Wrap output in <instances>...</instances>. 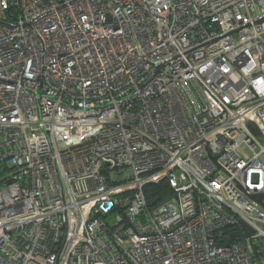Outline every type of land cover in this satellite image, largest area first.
<instances>
[{
  "label": "built area",
  "instance_id": "2783aa9c",
  "mask_svg": "<svg viewBox=\"0 0 264 264\" xmlns=\"http://www.w3.org/2000/svg\"><path fill=\"white\" fill-rule=\"evenodd\" d=\"M5 164L0 264H264V0H0Z\"/></svg>",
  "mask_w": 264,
  "mask_h": 264
},
{
  "label": "trees",
  "instance_id": "16d2710c",
  "mask_svg": "<svg viewBox=\"0 0 264 264\" xmlns=\"http://www.w3.org/2000/svg\"><path fill=\"white\" fill-rule=\"evenodd\" d=\"M0 168L3 169L0 176H3L4 173L8 170V165H2ZM145 197L150 204L161 202L165 200L170 195V190L168 184L165 181L157 184V185H149L144 188Z\"/></svg>",
  "mask_w": 264,
  "mask_h": 264
},
{
  "label": "water",
  "instance_id": "95a60500",
  "mask_svg": "<svg viewBox=\"0 0 264 264\" xmlns=\"http://www.w3.org/2000/svg\"><path fill=\"white\" fill-rule=\"evenodd\" d=\"M257 201L259 202V203H261V197H259L258 199H257ZM241 226H242V228L244 229V231L246 232V234L248 235V236H251V235H253V232L246 226V225H244L243 223H241Z\"/></svg>",
  "mask_w": 264,
  "mask_h": 264
},
{
  "label": "rangeland",
  "instance_id": "374dc122",
  "mask_svg": "<svg viewBox=\"0 0 264 264\" xmlns=\"http://www.w3.org/2000/svg\"><path fill=\"white\" fill-rule=\"evenodd\" d=\"M2 171H3V169L0 168V173H2ZM107 221H108V223L112 224L113 223V218L110 217Z\"/></svg>",
  "mask_w": 264,
  "mask_h": 264
}]
</instances>
